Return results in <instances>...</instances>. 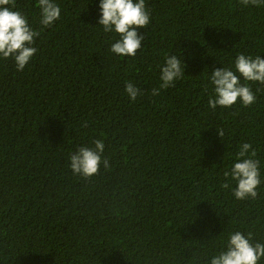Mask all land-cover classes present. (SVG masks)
<instances>
[{
    "label": "trees",
    "instance_id": "16d2710c",
    "mask_svg": "<svg viewBox=\"0 0 264 264\" xmlns=\"http://www.w3.org/2000/svg\"><path fill=\"white\" fill-rule=\"evenodd\" d=\"M100 2L55 0L60 19L45 28L38 0H16L39 35L23 71L0 59V264H210L230 233L264 244V86L250 84V107L208 104L211 72L264 57V6L146 0L142 48L121 57ZM171 55L185 75L153 96ZM96 140L109 167L85 179L70 155ZM243 143L262 184L242 201L221 185Z\"/></svg>",
    "mask_w": 264,
    "mask_h": 264
},
{
    "label": "clouds",
    "instance_id": "9594fccd",
    "mask_svg": "<svg viewBox=\"0 0 264 264\" xmlns=\"http://www.w3.org/2000/svg\"><path fill=\"white\" fill-rule=\"evenodd\" d=\"M239 3L245 7L264 6V0H239ZM37 7L40 9V24L43 27H51L60 19L61 9L55 0H38ZM99 7V25L103 27V31L114 32L119 36L110 51L121 57H135L144 40L139 30L145 29L150 23L146 0H101ZM15 8L16 0H0V59H12L17 71H23L37 52L33 45L39 32L34 31L28 19ZM184 75L185 68L182 67L181 60L175 55L166 57L161 66V84L152 89V95L158 96L161 89L175 87V82ZM241 79L244 83H241ZM210 81L214 87V96L209 98L208 104L213 111L218 106L222 109L231 108L238 101L242 106L250 107L256 100L250 84L264 86V57L253 58L238 54L234 68L214 70L211 72ZM125 91L133 102L141 95L140 89L131 82L126 83ZM87 126V123L83 124V127ZM217 130L223 138V129ZM104 150L105 144L102 140H96L94 147H79L70 155V168L73 173L88 179L98 174L101 163L104 168H108V159L102 161ZM256 157L257 152L252 145L243 143L236 162L223 173L225 182L221 186L228 189L234 182L236 187L233 195L238 200L256 199L259 195L257 190L262 180L260 161ZM251 241V232L247 235L240 231L230 233L226 250L214 256L210 264H259L264 258V244H253Z\"/></svg>",
    "mask_w": 264,
    "mask_h": 264
}]
</instances>
